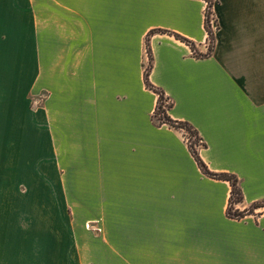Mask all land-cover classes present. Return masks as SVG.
Listing matches in <instances>:
<instances>
[{
	"label": "crops",
	"instance_id": "crops-1",
	"mask_svg": "<svg viewBox=\"0 0 264 264\" xmlns=\"http://www.w3.org/2000/svg\"><path fill=\"white\" fill-rule=\"evenodd\" d=\"M205 7L0 0V44L8 16L28 17L34 66L49 69L48 162L59 165L55 149H77L80 178L125 213L126 252L112 254L126 264H264V206L229 217V182L201 172L182 129L151 119L158 95L144 83L146 43L148 81L171 103L170 118L195 129L207 168L236 175V208L264 200V0H212L209 54Z\"/></svg>",
	"mask_w": 264,
	"mask_h": 264
},
{
	"label": "rangeland",
	"instance_id": "rangeland-1",
	"mask_svg": "<svg viewBox=\"0 0 264 264\" xmlns=\"http://www.w3.org/2000/svg\"><path fill=\"white\" fill-rule=\"evenodd\" d=\"M28 25V17L8 16L0 44V264H126L112 254L126 252L125 213L111 209L110 195L94 194L95 181L80 178L77 149H55L59 165L48 162L49 69L34 66ZM37 78L44 84L33 90ZM64 160L72 164L61 174Z\"/></svg>",
	"mask_w": 264,
	"mask_h": 264
},
{
	"label": "trees",
	"instance_id": "trees-1",
	"mask_svg": "<svg viewBox=\"0 0 264 264\" xmlns=\"http://www.w3.org/2000/svg\"><path fill=\"white\" fill-rule=\"evenodd\" d=\"M205 1H206V7H205V12H204V26H205V29H206L207 34H208V41L211 42L210 47L208 48V52H207L209 54V51H211V49H212V43H213V32L209 26V19L212 15V9H211L212 5L209 4L208 0H205ZM152 32H153V30H152ZM174 35L176 38H178V39L186 42L188 45H190V47L193 50L194 55L199 56V57L207 55V54L204 55V54L197 53L195 48H194V44L192 42H190L189 40H187L186 38H184L178 34H174ZM146 52H147V55L149 58V62L146 65V67L144 68V83H145V86L147 88L153 90L158 95L156 107H155V109L152 113V116H151L152 123L154 125H157V126L162 125V124H167V125L172 126L174 128L184 129V130L188 131L190 134L194 135L196 137V140L198 139V141H200V139L197 135V132L188 122L173 120L167 114V110L170 107L171 103H169L167 106H165L164 105V100H165L164 93L148 81V73H149L151 65H152L151 64L152 57H151L150 49H149V46L147 43H146ZM157 115H159L158 121L155 120ZM187 144H188V149H189L191 155L193 156L194 160L196 161L199 169L201 170V172L203 174H205L208 177L214 178V179H221V180H226L229 182L231 189H230V195L228 198V205L226 208V214L229 217L242 218L246 214L253 213L254 209L264 206V200H261V201H257V202L252 203L248 208L243 209V210H239L238 208H236V204L240 203L243 199L242 190L239 186L238 178L236 177V175L229 173V172H213V171H210L207 168L206 164L199 157L197 147L194 148L191 144H189V143H187ZM203 145L204 144H201L200 146H203Z\"/></svg>",
	"mask_w": 264,
	"mask_h": 264
},
{
	"label": "built area",
	"instance_id": "built-area-1",
	"mask_svg": "<svg viewBox=\"0 0 264 264\" xmlns=\"http://www.w3.org/2000/svg\"><path fill=\"white\" fill-rule=\"evenodd\" d=\"M209 24H210V27H211L210 29L211 30H214L216 28V26H215V24H214L212 19H209ZM168 102H169L168 99L165 98L164 104H167Z\"/></svg>",
	"mask_w": 264,
	"mask_h": 264
}]
</instances>
